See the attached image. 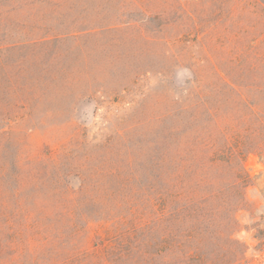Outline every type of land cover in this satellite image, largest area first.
<instances>
[{"label": "rangeland", "instance_id": "374dc122", "mask_svg": "<svg viewBox=\"0 0 264 264\" xmlns=\"http://www.w3.org/2000/svg\"><path fill=\"white\" fill-rule=\"evenodd\" d=\"M261 120L264 0H0V264H185L161 147L197 167ZM245 167L239 264H264V156Z\"/></svg>", "mask_w": 264, "mask_h": 264}, {"label": "trees", "instance_id": "16d2710c", "mask_svg": "<svg viewBox=\"0 0 264 264\" xmlns=\"http://www.w3.org/2000/svg\"><path fill=\"white\" fill-rule=\"evenodd\" d=\"M249 126L231 131L222 129L219 139H210L202 146L197 167L186 158V151L191 152V148L185 153L178 150L172 161L167 159L168 149H160V218L166 215L165 209L173 214L186 210L183 218L190 226L182 234L173 230L174 238L178 241L184 237L189 245L195 240L202 242L185 249V264H239L244 255V245L235 230L239 224L236 214L246 208V189L252 183L245 160L250 154L264 156V123L261 120L257 128ZM175 133L179 137L184 134L177 130ZM214 198L217 201L213 203ZM177 241L175 246L181 250L186 244ZM70 261L48 264H70Z\"/></svg>", "mask_w": 264, "mask_h": 264}]
</instances>
